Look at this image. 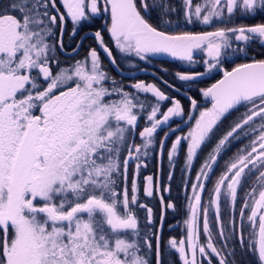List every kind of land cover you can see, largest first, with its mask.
<instances>
[{"label": "snow or ice", "instance_id": "obj_1", "mask_svg": "<svg viewBox=\"0 0 264 264\" xmlns=\"http://www.w3.org/2000/svg\"><path fill=\"white\" fill-rule=\"evenodd\" d=\"M69 19L72 37L84 24L103 23L69 51ZM243 19L260 22H236ZM193 24L213 30H178ZM105 34L124 60L167 54L193 65L194 53H202L203 71H177L174 80L192 88L201 77L222 72L199 90L211 106L201 108L185 93L186 111L180 99L143 80L125 88L103 65L101 52L119 67ZM88 35L96 46L75 59L72 53ZM255 48L261 51L254 54ZM229 62L235 64L230 71L224 67ZM163 102L171 105L166 111ZM233 113L239 115L224 129ZM184 116L193 123L169 147L177 131L169 121ZM163 126L167 131L157 141ZM236 142L242 146L217 175ZM185 148V171L208 151L195 181H184L191 189L186 235L170 238L168 246L181 264H236L238 249L264 264V0H0V264H162L165 216L156 230L153 207L140 196L139 173L147 166L141 158L158 150L174 170ZM173 178L170 171L168 181ZM170 191L159 178H144V197L178 211L166 202Z\"/></svg>", "mask_w": 264, "mask_h": 264}, {"label": "trees", "instance_id": "obj_2", "mask_svg": "<svg viewBox=\"0 0 264 264\" xmlns=\"http://www.w3.org/2000/svg\"><path fill=\"white\" fill-rule=\"evenodd\" d=\"M173 2L178 4L179 0H173ZM91 28H93V26L87 24V25H83L80 29H81V32H84L87 29H91ZM81 49L82 50L80 52H81L82 56H85V52H84L83 47ZM260 51H261V49L258 50V51H254V54L258 53ZM257 58H261V57H259L257 55ZM239 61H240L239 63L245 62L243 60H239ZM138 63L139 62H135V64L137 66H138ZM229 63H226L224 65V67L227 70L232 68ZM121 64H123V63H121ZM129 64H130L129 66H131L132 63H129ZM103 65L106 68V70L109 71L111 73V75L117 81H120V79L118 77L119 75H117V72L115 70H113V68L108 63L103 62ZM123 65H126V64H123ZM120 67L122 69H125L122 66H120ZM198 68L202 69L203 66H199ZM169 74L170 75L165 74V72H163L164 77L167 80H169L173 85H175L177 88H179L180 91L173 92V90L170 89L169 87H167L166 85H164L161 80H160V82L157 81V84L161 85L162 88H163L162 90L165 91V92L169 88L172 91V94L175 93V95H174L175 98L180 99L182 101V103H184L185 105L188 104V106H189V102H188V100H187V98H186V96H185V94L183 92L187 91V95L193 96L194 98L199 100L200 97H201V94H200L199 90L202 89V88H207L214 80H216L219 77V73L218 72L217 73L212 72V73H209L210 75L208 77L200 78L195 83L194 87H192V88L188 87L187 89H183L182 88V86H183L182 82L174 80L173 70L170 71ZM120 82L124 84L125 80H122ZM127 88L130 89L129 87H127ZM172 94H168V95L172 96ZM164 104L165 103H163L162 106ZM234 119H236V118L232 117V118H229V120L225 121L223 128L226 129L228 127L229 123L232 120H234ZM144 123H145V121L143 119H141L139 121V126L143 127ZM156 138H157V136H156ZM168 142H170V139L168 140ZM237 146H240L239 142H236V147H233L230 151L227 152L226 155H224V160L228 159L229 156H231V155H233L235 153ZM155 152L156 151L150 150V153H149V155L147 157H142L141 158L142 160H144L146 162L147 166L146 167H143V166L141 167L140 173H139V179H140L141 175H147L148 172H150L151 170L153 171L155 169L156 164H157V157L155 155ZM204 157H205V155H204ZM177 161H179V163H177V165H176V167H178V168L174 172L175 175L179 174L180 171H181V173L183 172L184 168H182V165H181V163L183 161V151L178 155V160ZM202 161H203V159L201 157H200L199 160L194 159V162H193V164H194L193 173L194 174L196 173L198 167L201 165ZM162 164H163V167H164V172L167 173V168L165 167L164 162H162ZM179 167H180V170H179ZM131 174H132V168L129 169V182H130V179H131ZM176 177H180L182 179V175H177ZM141 179H143V178H141ZM165 181H166V179H165ZM169 184H170V187H171V191L168 192L170 194L169 196L176 195V194H185V189L183 187H181L182 181H178V182L175 183L174 180L172 179L169 182ZM140 196H143L142 186H141ZM243 196H244V192L240 191L238 193L239 203L237 205L236 212L234 213L236 220H237V211H238L239 207L242 206V203H243ZM206 199H207V197H204V202L205 203H206ZM143 200L145 201V203H148L151 207H153L154 214H155V216L157 218L156 230H159V216L162 214V212H163V214L165 216V219H164V222H163V229H162V231L160 233L162 235V237H163V243H162V250H163L162 264H168L169 262H172V263L176 264L173 256L170 257L169 256L170 255L169 252L164 247V241L166 240V236L167 237L169 236L171 238H176L177 239L179 236L182 235L181 230H182V227L185 226L183 221L187 218V215H186L187 214V207H186L187 203H185L186 199L184 198L182 201H174V203H176L177 206H178V211H173L172 209H167L166 211H164L162 209V207L159 205L158 200H151V199H148V198H145ZM168 201H169V199L167 198L166 202H168ZM222 211H223V206H222ZM139 214L141 216V221L143 222V216H144L143 210H141ZM228 219L229 218L225 215V223L228 222ZM200 223H202V220L200 221ZM237 223H238V220H237ZM172 224L173 225L175 224V225L172 226ZM217 228H218V226L214 229V232L218 231ZM217 241H219L218 237H217ZM217 246L218 247L220 246V242L217 243ZM235 260H236V264H257V258H256V256L254 254H252L250 252L245 253V252L240 251L239 249L237 250Z\"/></svg>", "mask_w": 264, "mask_h": 264}, {"label": "flooded vegetation", "instance_id": "obj_3", "mask_svg": "<svg viewBox=\"0 0 264 264\" xmlns=\"http://www.w3.org/2000/svg\"><path fill=\"white\" fill-rule=\"evenodd\" d=\"M58 5H59V0H58ZM61 11H63V8L62 7H61ZM247 20L251 21L250 19H247ZM102 23H103L102 20L97 19L93 24H91L93 26V28L87 29L84 32H81V29H80L82 27L81 26L79 28V30H78L77 36L76 37H72L70 34H71V31H72L73 25H72V23H71V21L69 19L68 22H67V24H66V31H65V34H64V42H65V45H66L67 49L70 51L79 42L80 37H82V34L83 33L87 32V31H91L92 33H94V31H96V30H98L100 28V26H101ZM84 25H87V24H84ZM190 27H194L195 29L196 28L198 29V28H201L202 27L201 29H203V30H206V28L208 30V28H209L208 26H204V25H196V26L191 25ZM105 41L108 42L110 44V46L113 47L114 56L116 57V60H117V63L119 65V67L118 68L117 67H114L109 62V60L104 56L103 52L100 53L101 58H102L103 62L108 63L113 68V70H115L117 72V75H119L118 77H119L120 81L125 80V83L123 84L125 86V88L129 87L130 84L135 83V82L140 81V80H143L146 83H156V84H157V81L160 82V80L161 81L164 80V79H161L159 77L160 67L156 63L153 64V65H151L150 63H148V64L147 63L146 64H143L142 63V65H145V67H141L140 65H141V62L142 61H139L138 58H132L131 60H124V59H122V57L120 58L119 56H116V50L114 48V45L111 44L110 38L108 37L107 34H105ZM95 46H96V43H95L94 39L92 38L91 35H88L87 38L84 40L83 45L78 50V54L77 53H72V56L75 59H81L82 58V54H81L80 51L82 50L81 49L82 47L84 49L85 54H87V52L89 50V47H95ZM258 50H260V49L259 48H255V51H258ZM98 51H99V49H98ZM198 57L201 58L202 57V54L201 53H198V52L194 53V59L197 60ZM60 58H61V60H64L66 64H70L71 63V61L70 60H67L64 55H61ZM200 61L201 60H197V63L194 64V66L193 65H190L189 69L191 71H197V70L198 71H203V68L202 69H199L198 68L199 66H203ZM135 62H139L138 63V66L135 64ZM121 63L126 64V65H123ZM129 63H132L131 66H129L130 65ZM133 65H135V66H133ZM120 66L124 67L125 69H122ZM122 72H124V73H122ZM213 72L214 73H217L218 71H213ZM218 73H219V76H220L222 72H218ZM209 75H206V76H203V77H208ZM157 85L161 89H163L161 85H159V84H157ZM182 88L183 89H187L188 87L186 85H183ZM128 90H131V89H128ZM144 95L145 94H141V97L144 96ZM174 95H175V93L172 94L173 97H175ZM198 101H199L198 103L200 104L201 108L204 107V105H206V104H208L210 102L209 100H208L209 102H207L203 98L202 95H201V97H200V99ZM181 103H182V101H181ZM165 104L161 108L162 111H166L167 107L171 106L168 102L165 103ZM182 104L184 105L186 111H190V107L188 106V104L187 105H185L184 103H182ZM164 107H165V110L163 109ZM241 110H243V109H241ZM194 114L195 115H198V111L196 113H194ZM237 115H238V113H233V115L230 116L229 118H232V117L236 118ZM186 119H187V116H184V117H174V118H172L169 121V124L171 125V127L177 129V131L170 136V140H171V138L173 136H174V139H175V137L177 135H183V134H186L187 133V131L189 129V125L191 123H193V122L192 121H188V120L186 121ZM165 130H167V126H163L162 130H159L158 131V134H157L158 138L161 137V133L163 131H165ZM204 155L205 154L202 153L200 155V157L202 159H204ZM177 160H178V157H177ZM158 162H160V163H158ZM162 162L163 161L158 158L155 169L153 171L151 170L150 172H148V174L146 176L152 175L154 177V181L157 178H159L162 184L168 185L169 183H167V181H165V175H166V173L164 172V167H163ZM177 168L178 167H175L174 170L172 168L170 170L167 169L168 174H169L170 171L175 172L177 170ZM183 171H184V169H183ZM192 173H193V169L191 171H189V177H190L191 181H192V178H193V175H194V173L193 174ZM177 175H182L181 171H180L179 174H176L175 176H177ZM146 176L145 175H141L140 176V179L138 178L141 186H143L144 178ZM141 178H143V179H141ZM188 189H189V186L185 189V194H176V195L169 196L170 194L167 192V193H164V196H165L166 199L168 198L171 202H174V201H182L185 198V196H187ZM205 197H207V196H205ZM145 198L146 197L141 196V199L142 200L145 199ZM148 199H150V198H148ZM143 202H145V201L143 200Z\"/></svg>", "mask_w": 264, "mask_h": 264}, {"label": "rangeland", "instance_id": "obj_4", "mask_svg": "<svg viewBox=\"0 0 264 264\" xmlns=\"http://www.w3.org/2000/svg\"><path fill=\"white\" fill-rule=\"evenodd\" d=\"M237 23H245V24H251V23H255V22H260V21H256V20H251V21H249V20H247V19H243V20H237L236 21ZM181 24H183V19H182V17H181ZM196 25H199V24H193V26H196ZM191 25H187L186 27H182V28H180V29H178V30H184V31H192V32H200V31H205V30H203V29H201V28H194V27H190ZM218 26H223V25H218ZM206 30H207V28H206ZM208 30H213L212 28H208ZM198 53H200V52H198ZM202 54V53H201ZM203 55V54H202ZM85 56H86V54H85ZM116 56H119L120 58H121V55L118 53V51H116ZM82 57H84V56H82ZM197 60H201V58H199L198 57V59ZM196 60V61H197ZM121 62V61H120ZM240 61L239 60H236L235 61V63H239ZM142 63L143 64H148V63H150L151 65H153V64H157L159 67H160V74H159V77L160 78H162V79H164V80H167V79H165V77H164V75H163V72H165V74H168V75H170L169 74V72L170 71H172L173 70V74H175L177 71H187V72H192L190 69H189V67H190V65L189 64H187L186 62H182V61H179V60H177V59H175V58H173V57H171V56H168L167 54H159V55H155V56H150L149 57V59L148 60H146V61H142L141 62V67H145V65H142ZM230 64V66L231 67H233V66H235V64L234 63H229ZM193 66H194V64H193ZM230 67V68H231ZM163 69H167V71H163ZM209 75V74H208ZM202 78V77H201ZM170 84H172L169 80H167ZM171 89V88H170ZM169 88L166 90V94H172V91L170 90ZM131 91V90H130ZM173 92H175V91H173ZM183 92V91H182ZM184 94L185 93H187V91L186 92H183ZM148 95V97H149V99L150 100H153V102H154V98H152L151 97V94H147ZM144 98V96H142L141 97V99H143ZM207 102H209V101H207ZM164 103V102H163ZM165 103H167V102H165ZM210 104V102L208 103V104H206V105H204V106H207V107H210L211 106V104ZM166 105V104H165ZM164 110H165V107L163 108ZM241 111H243V110H241ZM239 115V114H238ZM144 126H145V123H144ZM142 126H139L138 128H137V130H136V134L132 137V142H134V143H136V144H140L141 143V139H140V137H139V135H138V132L140 131V130H142ZM165 131H167V130H165ZM163 136H164V131L161 133V137L160 138H156L157 139V141L159 140V139H161V138H163ZM173 140H175L174 139V136L171 138V140H170V142H168V145H169V147H170V144H171V142L173 141ZM247 141L245 140V143H246ZM242 145H240V146H237V147H241ZM207 151H208V149H205V152H204V154L206 155L207 154ZM185 153H186V148L184 149V151H183V160H184V156H185ZM155 155H156V157H157V160H158V158L159 159H161L163 162H164V164H165V166L167 167V169H171L172 168V166L170 165V163H169V161L167 160V156H166V153L163 155V157L160 155V153H159V151L158 150H156V152H155ZM224 160V159H223ZM223 160H221L219 163H220V166H219V168H217L216 169V174L218 175L219 174V172L223 169V166H224V161ZM194 162V161H193ZM158 163H160V162H158ZM202 164V163H201ZM181 165H182V168H185V165H184V163H183V161H182V163H181ZM180 165V166H181ZM201 166V165H200ZM200 166L198 167V169H197V171L196 172H198L199 171V168H200ZM144 167V166H143ZM130 168H132V172L134 171V169H135V162L133 163V162H131L130 163V167H129V169ZM179 170H180V167H179ZM168 171H167V173H166V175H165V179H166V181H167V183H169L170 181H168ZM195 175H196V173L194 174V176H193V178H192V181L194 182L195 181ZM215 176H213L212 177V180H213V182H214V180H215ZM173 180H174V182L176 183V182H178V181H182V184H181V187H183L184 189H186L185 188V185H184V181H188V180H190L191 181V179H190V177H189V171H183L182 172V179L180 178V177H176L175 176V173H174V178H173ZM129 187H130V182H129ZM208 187H211V184H209L208 185ZM251 187H252V183L251 182H249L248 183V185H247V187H246V190H250L251 189ZM187 196H191V189H190V186H189V189H188V194H187ZM142 200V199H141ZM142 202H143V200H142ZM206 202H207V199H206ZM185 203H187V200H186V202ZM201 220H202V217H201ZM200 220V221H201ZM237 220H238V223L240 222V219H239V216H238V211H237ZM175 225V224H174ZM173 224H172V226H174ZM173 228V227H172ZM185 226L184 227H182V230H181V233H182V235L181 236H179L178 238H177V240H180V239H182V238H184V236L186 235V233H185ZM217 230H218V228H217ZM247 231L248 230H246L245 231V237L247 238ZM171 237H167L166 236V240L164 241V247L166 248V250L169 252V256L171 257V256H173V258H174V260H175V262H176V264H181V262L179 261V257H178V254H175L174 253V250H172L169 246H168V244H167V242H168V240L170 239ZM165 239V238H164ZM199 239H200V241L203 243V242H206V236L203 234V232H202V223H200V236H199ZM168 264H175V263H172V262H169ZM213 264H216V262H215V260L213 261Z\"/></svg>", "mask_w": 264, "mask_h": 264}, {"label": "water", "instance_id": "obj_5", "mask_svg": "<svg viewBox=\"0 0 264 264\" xmlns=\"http://www.w3.org/2000/svg\"><path fill=\"white\" fill-rule=\"evenodd\" d=\"M90 33H92L91 31H87V32H85V33H83L82 34V36H85L86 34H90ZM231 69H229V71H230ZM222 77V73H221V75L219 76V78L218 79H220ZM218 79H216L214 82H212L208 87H210L213 83H215ZM204 98V97H203ZM206 101H208L206 98H204ZM188 120V118L186 119V121Z\"/></svg>", "mask_w": 264, "mask_h": 264}]
</instances>
